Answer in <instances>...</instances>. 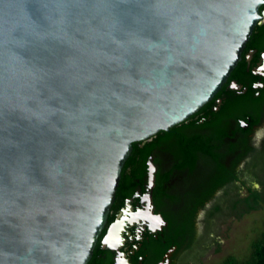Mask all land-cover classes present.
Listing matches in <instances>:
<instances>
[{"label":"water","instance_id":"water-1","mask_svg":"<svg viewBox=\"0 0 264 264\" xmlns=\"http://www.w3.org/2000/svg\"><path fill=\"white\" fill-rule=\"evenodd\" d=\"M263 4L0 0V264H88L132 143L214 97Z\"/></svg>","mask_w":264,"mask_h":264},{"label":"flooded vegetation","instance_id":"flooded-vegetation-1","mask_svg":"<svg viewBox=\"0 0 264 264\" xmlns=\"http://www.w3.org/2000/svg\"><path fill=\"white\" fill-rule=\"evenodd\" d=\"M260 11V24H263L264 4ZM256 37L261 39L258 34ZM248 43L226 82L207 102H212L211 108L206 103L184 120L190 125V132L200 129L194 127L195 124H208L203 129L208 132L211 123L219 122L222 132L215 143L216 151L226 171H232L239 179L245 178L246 170L264 149V42L260 41L255 47ZM242 96L249 100V106L259 107L258 113L252 109L220 112L222 105L232 107ZM212 112L221 115L216 117ZM158 132L138 141L140 151L135 152L131 164L126 160L122 171L126 170L129 177L127 186L116 191L106 225L88 264H189L184 259L190 252V238L177 226L179 213L192 207V194L199 187V180L210 174L212 167L203 157H197L192 168L181 166L180 159L167 145L158 143L144 159L141 153L146 142ZM238 193L225 192L221 188L215 193V201L223 204ZM213 203L214 199H206L197 208L193 224L200 241L205 236L199 233L198 215Z\"/></svg>","mask_w":264,"mask_h":264},{"label":"trees","instance_id":"trees-1","mask_svg":"<svg viewBox=\"0 0 264 264\" xmlns=\"http://www.w3.org/2000/svg\"><path fill=\"white\" fill-rule=\"evenodd\" d=\"M257 34L261 36L260 40L256 37ZM260 41L264 42V23L257 24L254 27L248 44L255 47ZM248 103H250L249 100L244 96L238 97L232 107H228L226 104L222 105L220 112L225 109H232L239 112H246L252 109L258 113L259 107L249 106ZM211 104L212 102L208 104L210 108ZM212 114L216 117L221 115L215 112H212ZM207 125L195 124L194 127H199L201 130L198 129L196 132H190L188 128L190 125L186 121H183L172 126L168 131L161 130L151 141L146 142L145 150L141 153V156L146 159L148 153L156 143L165 144L173 152L174 156L180 159L181 166L192 168L195 159L197 157H203L206 163L212 167L210 174H207L206 177L199 180V187L192 194V207L187 211L179 213L180 220L177 226L186 234L188 233L190 238L188 243L190 252L184 260L186 261L185 263L191 260L193 262L192 264H201L199 257L205 247V241L198 239L199 235L196 234V228L193 224L196 218L197 208L202 205L204 200L214 199L212 206L207 208V213L212 215L220 208V203L217 200L215 201L216 191L224 188L225 192L234 191L238 193L242 187H245L248 194L243 198H238L235 202L236 204L243 202L247 208H255L260 202L264 203V149L257 161L254 162L251 168L246 170L245 178L239 179L232 171L229 173L226 171L220 161L221 155L216 151L215 143L221 135L222 127L219 125V122L211 123L210 130L204 132L203 129ZM132 147L133 152L130 154L126 162L127 164H131L133 158L136 156L135 152L140 151L139 142L132 143ZM126 173V170L121 172L117 191L127 186L129 177ZM221 264H264V233L251 243V251L246 259L238 260L233 256H229Z\"/></svg>","mask_w":264,"mask_h":264},{"label":"rangeland","instance_id":"rangeland-1","mask_svg":"<svg viewBox=\"0 0 264 264\" xmlns=\"http://www.w3.org/2000/svg\"><path fill=\"white\" fill-rule=\"evenodd\" d=\"M247 194L243 188L238 195H232L234 199L220 204L214 214L209 215L207 209L199 213V233L205 236V247L199 257L201 264H221L229 256L238 260L249 256L251 243L264 233V203L255 208L235 203Z\"/></svg>","mask_w":264,"mask_h":264}]
</instances>
